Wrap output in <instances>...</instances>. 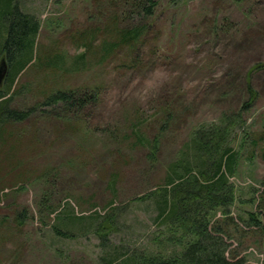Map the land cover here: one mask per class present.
Here are the masks:
<instances>
[{
    "label": "rangeland",
    "instance_id": "obj_1",
    "mask_svg": "<svg viewBox=\"0 0 264 264\" xmlns=\"http://www.w3.org/2000/svg\"><path fill=\"white\" fill-rule=\"evenodd\" d=\"M24 1L41 20V57L61 52L71 62L85 49L76 35L125 9L124 0ZM157 1L149 41L136 54L122 46L101 63L89 54L88 66L74 72L33 63L17 78L11 106L23 109L56 89H102L81 110L38 107L0 147L9 167L0 192V264H103L94 229L103 215L117 220L114 245L152 247L162 234L157 209L137 197L163 184L192 129L215 124L223 112L238 114L256 92L236 141L251 149L264 135V0ZM158 136L153 155L149 143ZM258 141L232 179L238 191L254 185L264 201V138ZM67 202L86 217L82 230L55 218ZM58 222L73 233L58 234ZM244 248L245 264H264V231L256 229Z\"/></svg>",
    "mask_w": 264,
    "mask_h": 264
},
{
    "label": "trees",
    "instance_id": "obj_2",
    "mask_svg": "<svg viewBox=\"0 0 264 264\" xmlns=\"http://www.w3.org/2000/svg\"><path fill=\"white\" fill-rule=\"evenodd\" d=\"M123 3L124 11L108 15V24L99 25V22L96 27L76 35L77 42L85 49L71 62L67 59L69 55L61 52L41 57L38 37L42 26L37 13L25 7L24 0H0V57L5 59L7 67L3 78L6 87H0L1 148L6 147L10 137H13L15 125L37 112L38 107L62 106L66 110L75 107L81 110L96 104L101 94L100 86L91 87L90 90L83 87L79 91L53 90L44 96L37 108H16L11 106V101L14 93L19 92L13 89L17 78L33 63L74 72L88 66L89 54L98 55V63L109 60L122 46L136 54L141 43L149 41L158 1L124 0ZM131 61L133 66L138 65L135 55ZM121 66L124 67V63ZM255 94L249 97L251 100L242 103L238 114L223 112L215 124L193 128L189 141L169 164L163 184L151 193L137 197L138 201L152 200L157 209L154 223L162 234L152 237V247H130L123 243L114 245L109 236L115 231L117 220L115 216H101L94 229L104 247L105 254L101 257L103 264L246 263L247 255L242 253L246 250L245 244L251 240L256 229L264 231V201L254 185L242 186L238 191L232 178L238 172L242 156L249 153L246 159H253L258 138H264V135H258V138L255 135L251 149L250 146L244 148V143L236 141V128L239 126L240 132L243 131V113L254 101ZM172 117L171 113L166 115L170 121ZM164 122L162 131H167L170 125L168 121ZM157 140L160 142L159 136L149 143L153 155L158 149ZM5 162L6 159L0 157L2 193L5 188L2 187L3 171L9 168ZM67 203L55 218L62 217L67 226L86 224V217L75 213L74 207ZM61 222L54 224L56 232L72 234L70 230L59 228ZM83 226L80 225L81 230Z\"/></svg>",
    "mask_w": 264,
    "mask_h": 264
},
{
    "label": "water",
    "instance_id": "obj_3",
    "mask_svg": "<svg viewBox=\"0 0 264 264\" xmlns=\"http://www.w3.org/2000/svg\"><path fill=\"white\" fill-rule=\"evenodd\" d=\"M6 71H7L6 62H5V59L2 58L0 61V83L3 80L6 74Z\"/></svg>",
    "mask_w": 264,
    "mask_h": 264
}]
</instances>
